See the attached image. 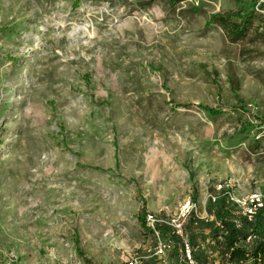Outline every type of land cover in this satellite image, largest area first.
Masks as SVG:
<instances>
[{
  "label": "rangeland",
  "instance_id": "obj_1",
  "mask_svg": "<svg viewBox=\"0 0 264 264\" xmlns=\"http://www.w3.org/2000/svg\"><path fill=\"white\" fill-rule=\"evenodd\" d=\"M221 183L264 194V0H0V264H179L140 220L188 203L220 264Z\"/></svg>",
  "mask_w": 264,
  "mask_h": 264
},
{
  "label": "trees",
  "instance_id": "obj_2",
  "mask_svg": "<svg viewBox=\"0 0 264 264\" xmlns=\"http://www.w3.org/2000/svg\"><path fill=\"white\" fill-rule=\"evenodd\" d=\"M186 0H171L174 5L183 4ZM253 17L242 16L240 13L216 14L211 16V24H219L224 28L230 41L239 42L247 37L249 27L252 25ZM211 113H213L211 111ZM217 201L212 199L209 207V214L215 217L216 222L208 221L211 226L212 238L220 249V264H264V207L259 209L253 219H249L247 215L236 216L234 212L238 209V205L232 202L229 192H221L216 195ZM145 214L140 222L145 229L154 237L155 232L148 226ZM193 212L188 214L183 227V236L176 233L174 228L166 224H158L156 231L163 238L164 244L167 246L166 252H178L179 264H192L187 260L185 245L178 244L184 237L187 223L199 225L203 222L192 217ZM166 218L165 216H161ZM251 239V240H250ZM250 240V241H249ZM193 264H205L207 256L202 247L189 240ZM177 253V254H178ZM90 264L89 261H86ZM138 264H154L152 261H143L139 258Z\"/></svg>",
  "mask_w": 264,
  "mask_h": 264
},
{
  "label": "built area",
  "instance_id": "obj_3",
  "mask_svg": "<svg viewBox=\"0 0 264 264\" xmlns=\"http://www.w3.org/2000/svg\"><path fill=\"white\" fill-rule=\"evenodd\" d=\"M216 189H217L218 193L229 192V197L232 200V202H234L237 205H238V203H240L239 200H236L232 196V194L230 192V185H228L227 183H221L220 185L217 186ZM210 198L214 202L217 201L216 200L217 197L211 196ZM190 205H191V203H188V206L178 216L177 219H175V218L174 219L173 218L172 219L171 218H163L161 216L152 217L150 215H146L147 224L155 232V234H157L158 236H160V234L156 231V226L158 224H166V225L170 226L171 228L173 227L177 234L183 236L182 227H183L186 219L188 218L187 217L188 214L192 211V208H193V206H192V208L189 209ZM245 206H246L245 215H247L250 220L253 219L255 217V214L257 213V211L264 207V194L254 193L253 195H250L245 202ZM157 249L159 251V254H165L167 246L164 243H160L159 246L157 247ZM185 250H186L187 260L193 264L191 250H190V246L188 245V243L185 244ZM138 262H139V258H136L135 260H133L132 262H130L128 264H138Z\"/></svg>",
  "mask_w": 264,
  "mask_h": 264
}]
</instances>
